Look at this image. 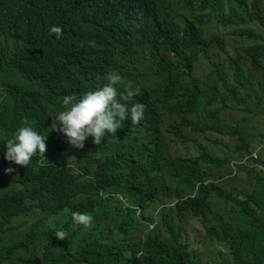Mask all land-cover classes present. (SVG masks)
<instances>
[{"label": "trees", "instance_id": "16d2710c", "mask_svg": "<svg viewBox=\"0 0 264 264\" xmlns=\"http://www.w3.org/2000/svg\"><path fill=\"white\" fill-rule=\"evenodd\" d=\"M177 3L192 17L183 20ZM175 18L187 27L164 35ZM79 20L82 27L71 30ZM51 26L62 28L59 38ZM88 35L93 42L86 43ZM146 43L158 45L156 64L180 61L189 70L187 85L181 73L156 96L145 90L149 124L184 115L188 132L178 141L184 157L177 155L174 141L161 171L133 187L117 175L124 158L109 154L111 141L90 152L84 145L81 173L67 187L81 202L74 211L92 215L88 229L55 206L48 210L63 186L55 176L49 180L50 172L30 178L24 191L0 184V264H264V184L251 192L230 183L235 168L254 171L236 161L256 147L237 118L264 113V0H0V134L7 141L20 126L39 127L38 116L46 120L44 112L58 104L55 80L45 75L31 91L13 90L36 58L63 50L85 62L135 67L144 60ZM166 51L173 58L162 65ZM170 77L171 72L164 75ZM183 88L186 93L178 94ZM41 128L53 132L50 123ZM256 131L264 142V129ZM214 132L236 145L215 154L218 141L211 149L203 144ZM66 164L60 158L57 167ZM254 178L264 181V172L255 171ZM114 185L122 188L119 196L107 192ZM176 197L185 199L154 220V210ZM48 217L58 225L51 228ZM58 229L66 239L56 238ZM218 245L223 249H215Z\"/></svg>", "mask_w": 264, "mask_h": 264}, {"label": "clouds", "instance_id": "9594fccd", "mask_svg": "<svg viewBox=\"0 0 264 264\" xmlns=\"http://www.w3.org/2000/svg\"><path fill=\"white\" fill-rule=\"evenodd\" d=\"M178 7L185 12L183 20L192 17L179 4ZM183 20L175 18L165 29L164 35L172 30L186 28ZM177 21L181 22L180 27H177L179 25ZM82 24H84L82 20L74 21L70 29L82 27ZM49 31L57 38L62 35L60 26H51ZM91 42L93 38L88 35L86 43ZM157 54L158 45L146 43L143 62L137 63L135 67H129L94 61L85 62L77 59L78 55L75 53L54 50L36 58L30 68H23L24 73L14 81L15 94L20 93V88L25 92L33 90L38 77L45 75L44 78L50 77L55 80L53 95L57 98L58 104L50 106V113L42 110L46 120H42L40 114L39 127L20 126L7 141L0 134V141L4 143L0 147V184L15 185L20 191H24L30 178L35 176L34 178L38 179L37 174L46 178L50 172L49 180H53L55 176L58 184L61 182L63 186L59 189L60 199L53 200L48 210L55 206L54 210H60L61 215L67 219L72 217L74 223L88 229L93 225V217L86 212L74 211L75 206L81 202L78 200V192L72 193L67 187L70 180L81 173L79 161L83 163L84 145L90 152L104 142L111 141L109 154L113 153L114 158L122 156L124 158L117 172L120 179L133 187L148 183L150 175L161 171L164 156L172 149L174 141L178 142L180 137L188 132V126L182 117L184 115L159 117L156 122L149 124L152 113L149 111L145 90L156 96L159 88L173 85L177 74L181 73H185L186 85L189 83V70H185L180 61L167 67L160 66L155 63ZM172 58V52H164L160 59L161 64L166 65ZM167 72H171V79L164 78ZM179 86L176 84L173 87ZM177 91L178 94L186 93L185 88ZM194 117L198 118V115L195 114ZM46 123L52 124L53 132H46L41 128ZM261 145L264 146V142ZM176 149L177 155L184 157L179 142ZM71 150L75 152L72 153ZM252 153H256V158ZM260 153L261 149L255 147L236 161L240 165L252 168L253 172H264V164L259 161L264 162V159ZM60 158L67 160L63 167H57ZM58 173H62L59 179ZM211 182L216 183L218 180ZM110 188L112 190L107 192L112 195L119 196L122 191L120 185ZM33 194L37 195L38 189ZM121 199L125 201V198ZM183 199L185 197H176L157 207L154 210V220H157L159 213L170 211L176 201ZM48 219L51 228L58 225L54 217ZM55 236L64 240L67 233L58 229Z\"/></svg>", "mask_w": 264, "mask_h": 264}, {"label": "rangeland", "instance_id": "374dc122", "mask_svg": "<svg viewBox=\"0 0 264 264\" xmlns=\"http://www.w3.org/2000/svg\"><path fill=\"white\" fill-rule=\"evenodd\" d=\"M253 112H255V111H253ZM237 120H239V126L238 127L243 130L242 132L249 139L250 144L253 146L256 145L257 148L259 147L261 149L260 156L262 157V159H264V150H263L264 146L261 145L263 142H261V138L259 137V132L256 131L260 127H262L264 129V113H262L261 116L254 117L252 119L246 118L245 120H240V118H237ZM214 140L219 142L218 148H216V150L214 151L215 154L224 155L223 153H227L229 149H233V147L236 145L235 140L229 139L228 136L221 135V134H218L215 132L208 134L207 138L203 140V144H206V147L208 149H211L213 147L212 141H214ZM225 145H227L228 147H226ZM234 174H236L234 182L230 181V183L232 185L233 184L236 185L240 189H246L247 188L252 192L255 187L261 188V183L264 184V181L260 180V182H258L255 178H253L254 172L250 175L249 173H247L246 170L242 171V170L235 168V171L233 170L232 176ZM227 177H226V179H228ZM260 191H261V189L256 190V194H258L259 196H261ZM211 243H212V241H209L205 244V246L207 247L208 257H211V255L213 256V253H214V249H213V246L211 245ZM196 245L200 246L201 244L196 243ZM221 246L223 247V245H221ZM222 247H220V245H218L215 247V249H217V248L223 249Z\"/></svg>", "mask_w": 264, "mask_h": 264}, {"label": "built area", "instance_id": "2783aa9c", "mask_svg": "<svg viewBox=\"0 0 264 264\" xmlns=\"http://www.w3.org/2000/svg\"><path fill=\"white\" fill-rule=\"evenodd\" d=\"M252 156H253L254 158H256L257 155H256V153H252Z\"/></svg>", "mask_w": 264, "mask_h": 264}]
</instances>
